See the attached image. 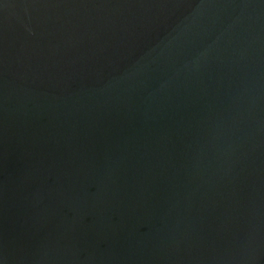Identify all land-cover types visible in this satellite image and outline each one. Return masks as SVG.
I'll list each match as a JSON object with an SVG mask.
<instances>
[{"label":"water","instance_id":"1","mask_svg":"<svg viewBox=\"0 0 264 264\" xmlns=\"http://www.w3.org/2000/svg\"><path fill=\"white\" fill-rule=\"evenodd\" d=\"M0 264H264V0H0Z\"/></svg>","mask_w":264,"mask_h":264}]
</instances>
